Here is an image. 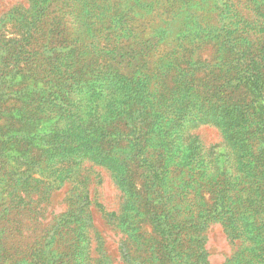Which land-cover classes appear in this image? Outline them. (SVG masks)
<instances>
[{
	"label": "rangeland",
	"instance_id": "374dc122",
	"mask_svg": "<svg viewBox=\"0 0 264 264\" xmlns=\"http://www.w3.org/2000/svg\"><path fill=\"white\" fill-rule=\"evenodd\" d=\"M89 1L93 0H0V98H2L0 101H3L0 104H5V109L9 110L8 113L5 110V114L0 118V133L2 134L0 135V151L7 155V160H0V205L13 194V191L10 194V190L19 186H32L37 191L44 192L51 190L52 194L51 203L44 201L38 206L34 204V201H38V194L33 195L34 197L31 198L33 202H30V205L33 203V206L45 207L46 213L41 216L42 214H38V211L33 213L31 211L33 208L30 207L31 209H28L23 215V218L28 222L26 225L25 223L20 224L21 231L19 232L13 233L17 226L16 223L14 224L10 220V224H5V221L0 220V264H43L41 254L30 263L23 253L31 251V247L44 240L48 233V230L44 228L45 225L59 223L62 218L66 217H61L62 214L71 211V209L74 211L69 213V216L73 221H69L68 225L74 222L71 224V231L75 236L71 245L77 244V251L82 253L83 264H139L142 260L138 259V256L149 257L148 253L135 254V258L126 256L122 250V240L145 242V237H148V240L153 242L156 236L161 237V233H164V237L161 239L170 234L166 226L168 219L166 220L165 215L157 211L160 203L158 197L162 196L159 193L160 190L166 191L167 193L164 194L169 197H174L177 194L179 200L177 197H174L175 201L168 198L170 205L179 211L177 221L187 218L186 214L192 207H195L194 213L204 210L206 207L213 209L214 221L208 225L204 233L206 235L204 243L207 253L206 264H257L256 250L264 248V229L263 227L258 228L259 223L264 224V98L259 101L255 90L261 87L264 89V73L261 72L262 75L251 77L249 72L256 69L253 68L254 64H251L250 70L245 69L242 75L239 74L243 65L250 63L249 59L252 57L251 52L254 51V48L250 50L251 52L244 49V46L235 49L226 63L221 66V70L213 68L209 64L201 72L200 80L185 79L178 75L165 77L168 87H173L176 93L185 96L184 103L179 105L177 112L179 117L183 118L188 108L189 118H204L196 128L193 124L187 123L190 125L186 127L187 124H185L179 129L183 139L190 133L199 138L205 150H210L211 157L216 155L223 157V154H227L225 153V142L233 136H237L243 146L247 145L244 148L241 144L232 145L231 141L227 143L231 147L228 153L229 165L224 169L220 168L218 172L220 176L217 178L219 183H214L212 180L214 177L207 171L208 173L203 172L196 175V177H200V184L202 182L199 191L187 188L178 190L173 187L167 189L168 184L172 183L169 179H164L163 184L158 187L148 181L147 174L143 173L144 171L140 168L139 160L127 159L124 169L128 177L125 178L121 175L122 166L117 165L111 154H95V156L92 155L93 161L87 159L79 168L81 179L85 171L90 174L88 197L92 201L88 208L91 211L92 228L85 230L81 226L85 223V221L80 223V220L84 218L81 213L82 209L84 211L87 209L84 208L85 201L81 197V200H75L78 197H74L75 189L79 186L78 181L74 180L76 175L61 184L57 173L59 172L58 167L63 162H47V158H43L46 155H41L43 151L39 150L40 146L37 147L34 144L36 140L43 142L48 138V135H51L50 132L45 134L41 130L54 126L60 118L59 116L64 114L67 109L63 104L55 103L36 108L39 102H33V99L38 96H49L48 91L53 90L51 86L55 83L49 81L46 86L41 81L36 85L32 83L29 77L39 78L40 75H32L33 71L28 74L29 61L37 57L34 50L29 49L37 48V46L45 48V44L51 46L52 33L61 27L68 31L70 34L68 36L71 38L73 36L82 38V42L75 44L81 45V50L87 53L86 56H83L86 58L84 62H87L89 52L97 50H92L96 45H104L106 49H114L125 54L117 66L121 72H133L135 68L132 65L136 61H141L129 58V55L135 51L141 53L146 49L145 51L150 53V47L153 50L160 46V49L155 52V56L150 57L148 62L151 66H156V61L160 58L159 55L166 52L168 48H172V44L183 43L187 47L196 43L191 39L196 38L195 34L199 31L202 33V37L222 31L219 29H221V10L224 7L220 0H216L215 5L214 1H205L194 3L190 5V8L187 4L181 12L180 4L175 2L172 5L173 12H171V7H168L170 12H162L158 8L157 12L152 14L146 13L144 8L136 5L130 15L122 11V0H96L98 3H94L92 7L88 6ZM188 3L190 4L189 1ZM83 5H86V8ZM177 14L179 15L177 16ZM39 16L42 19L41 24ZM255 22L252 18L248 19L246 25L242 29L234 30L233 34H229V38L219 37L214 40L205 38L204 41L211 45L204 46V51L197 52L196 56L214 60L216 56L224 57L228 51L227 48L231 49V45L235 43L236 37L251 34L257 38ZM262 30L264 32V28ZM261 31H259V36H262ZM56 35L57 33L53 35V39L57 37ZM261 38L264 39L263 36ZM253 41L255 39L252 40V43ZM243 52L248 55L243 56ZM101 53V51L95 52L94 55L98 57ZM55 55L56 53L43 51L37 57V61L39 59L48 61ZM63 57L62 60L66 62L67 59ZM27 58L29 59L27 60ZM162 60L163 58L159 61ZM18 61H21L20 64H17ZM77 61L76 65L83 63L82 58ZM83 65L87 66V64ZM20 67L23 69H19ZM225 70H229L234 76L228 75L229 80L218 76L220 75L219 71ZM113 73L110 70L108 74L103 73L104 80L96 88H92L90 85L86 95L98 96L97 89L104 84L107 85L104 88L105 91L110 93L112 90H108L110 89L108 87L112 84L109 83V75L111 76ZM47 74L49 73L46 72L41 77ZM236 74L241 76L238 88L232 84L236 81ZM118 76L122 77V75ZM151 82L155 84L156 79H152ZM195 82L199 84L198 90L193 88ZM27 84L35 85V87L28 88ZM138 84L139 81L134 78L127 83L123 89L125 100L132 95L133 89ZM178 85H192L193 87H190L192 94L179 89ZM245 87L248 89L244 92ZM155 88H157L156 84ZM218 88L221 92L216 91ZM130 89H132L131 92ZM25 90L27 92H24ZM211 91H214L215 94L212 95ZM196 93H199L200 97H194ZM100 95L102 97V94ZM24 99H28V102ZM190 99L197 100V102ZM23 101L27 104L25 112L27 121L21 120L17 115H12L14 110L9 114L13 107L16 105L20 107ZM128 106H126L127 109ZM127 114L124 119L128 122L129 115ZM243 114H245V120H241ZM66 118L67 123L65 124L68 126L72 123L71 120H74L76 124L82 122L76 117L67 116ZM77 118L79 119V117ZM36 119L41 122L37 124ZM130 126L131 124L125 123L123 127L128 131ZM155 129L159 134L166 133L165 128L157 123ZM131 134H126L131 139V143L129 147H126V153H122L124 158L134 153ZM153 135L154 133L150 134V136ZM160 137L159 135L158 138ZM28 151L31 152V156ZM21 163L30 165L21 168H27L29 179L20 173L18 166ZM71 168L72 173H76L78 167L72 165ZM114 169H116V173ZM191 173L194 175L198 171L193 169ZM203 174L204 176H202ZM220 196H226L228 199L224 202L228 206V210L223 209L222 206L219 210L216 206H211L212 202L216 204L217 197ZM181 198L184 200L181 201ZM21 208H23L22 204ZM104 211L116 212L115 217L105 216ZM1 216L2 214H0ZM31 219H33L32 223ZM227 221L237 227V232L236 230L228 231V228L224 226ZM12 224L16 225L13 230ZM157 224H160L159 228ZM233 235H235V244L232 239ZM100 238L103 246L99 244ZM53 245L59 250H55L48 257H53V264H64V258L68 260L69 257L65 255L67 249L61 246L63 244L60 242H53ZM86 246H89V249H84ZM152 248L154 249V247ZM49 250L50 248L46 250L47 254H49ZM154 251L156 252V250ZM160 252L161 254L164 252L162 246ZM181 257L178 258V255H174L172 258L167 257L166 261L170 262L169 264H181L183 260ZM149 262L153 261L149 260Z\"/></svg>",
	"mask_w": 264,
	"mask_h": 264
},
{
	"label": "trees",
	"instance_id": "16d2710c",
	"mask_svg": "<svg viewBox=\"0 0 264 264\" xmlns=\"http://www.w3.org/2000/svg\"><path fill=\"white\" fill-rule=\"evenodd\" d=\"M205 1H214L213 4H216V0H122V11L131 15L135 10V6L140 5V7L145 9L146 13L155 14V12H157L156 9L158 8H160L162 12H170L168 7H171V12H173L172 5L176 2L180 4V11L182 12L187 4L190 8V5L194 3L197 4ZM220 2L222 6H224L221 10V29H219L222 31L213 33V35L207 34L205 37H202V33L199 31L195 34L196 38L191 39V41L196 43L190 44L187 47L186 45H183V43L172 44V48H168L166 52L159 55L160 58L158 57L159 59L157 60L158 62L156 61V66H151L148 62L150 57L155 56V52L160 49V46H157L153 50L150 47V53H147L145 51L146 49L141 53L135 51V53L129 55V58L133 60L140 59L141 61H136V63L132 65V67L135 68V71L133 72H121L117 66L121 63L120 60H122V57H125V54L119 53L114 49H106L104 45H96L95 49L92 50H97L89 52V58H87V62H84V59L86 58H83V56H86L87 53L81 50V45L79 46L75 44L82 42V38L76 36L71 38L68 36L70 35L68 31H65L64 28L61 29V27L57 28V31L52 33L50 37L51 46L45 44V48H43V46H37V48L29 49L32 51L34 50L37 57L39 54L41 55L43 51L56 53V55L48 61L41 59L37 61V57H34L27 65L28 74L33 71L31 73L32 75H40L39 78L29 77L33 84L36 85L37 82L40 81L44 82L43 84L45 86L49 81L55 83L51 86L53 90L48 91L49 96H38L33 99V102H39L36 108L55 103L63 104L67 109L64 114L59 116L60 118L55 122L54 126L41 130V132L45 134L50 132L49 134L51 135H48V138L43 142L36 140L34 144L37 147L40 146L39 150L43 151L41 155H46V157L43 158H47V162H63V164L61 163L62 167H58L59 172L57 173L61 184L76 175L74 180L78 181L79 186L75 189L74 197H78L75 200H84V208L87 209L85 211L82 209L81 212L84 218L80 220V223L85 221V223L81 225L83 229L87 230L92 228L91 211L88 209L92 201L88 197L90 174L85 171L83 178L81 179L79 168H81L85 160L91 159V161H93L92 155L95 156V154L99 153H106L107 155L111 154V157L115 160L117 165L122 166L121 175L125 178L128 177V174L124 169V166L127 164V159H131L132 161L139 160L141 163L140 168L144 171L143 173L147 174V179L151 184L160 187L163 184L164 179H169L172 183L168 184L169 187H167V189L173 187L176 189L178 188V190H185L187 188L190 190L197 189L199 191L202 182L200 184V177H196V175L208 171L211 173V176L214 177L212 179L214 183H219L217 178L220 176V173L218 174L220 168L224 169L225 166L229 165L228 153L229 148L231 147L229 144L227 145V143L231 141L232 145H242L237 136H233L230 140L225 142V153L227 154H223V157L221 155L218 157L217 155L211 157L209 154L210 150H205L199 138L194 137V135L190 133L183 139L181 130L179 129L187 123L193 124L194 128H196L204 118H189L190 111L188 108L186 109L184 117H179L177 112L179 111L180 103H184L185 96L181 93H176V91L173 90V87H168L166 83L167 79H165L167 75H178L185 79L191 78L194 80H200L202 78L201 72L206 66L210 64L213 68L215 67L221 70V66L226 63L231 53H233L235 49H239L241 46H244V49H247L248 52L252 48H254V51H250L253 58L251 57L249 59L250 63L244 62L245 64L241 68L239 74L242 75L245 69L250 70L249 68L251 64H254V69L256 68L254 71L249 72L251 77L260 75L261 72L264 73V39L261 38L262 36L264 37V32L262 30L264 28V0H220ZM94 3L96 4L98 1H89L88 6L92 7ZM83 7L86 8V5H83ZM79 9L81 10L80 7ZM179 14H177V16ZM38 18L41 24V16ZM250 18L256 21L255 30L258 34L257 38H254L251 34L249 36L236 37L235 43L231 45V49L227 48L228 51L225 53L224 57L219 58L216 56L214 60H206L202 57L196 56L197 52L204 51V46L211 45L204 41L205 38L208 40H214L219 37L229 38V34H233L235 32L234 30L242 29ZM259 31H261L262 36H259ZM55 33H57V37L53 39ZM254 39L255 41L252 43V40ZM99 51L102 53L96 57L94 54ZM246 55L248 54L243 52V56ZM70 56L74 57L69 58ZM62 57L67 59V61L64 62ZM79 58L83 59V63L81 65H76L78 62L77 59ZM162 58L163 60L159 61ZM28 59L29 58H27V60ZM57 60H60V62H57ZM20 62L21 61H18L17 64H20ZM83 64H87V66L85 67ZM19 69L23 68L20 67ZM81 70L85 72H79ZM109 70L114 72L111 76L109 75V83L112 85L108 87L110 88L108 90L112 91L110 93L105 91L104 88L107 85L104 84L97 89L98 96L92 94L90 95L92 97L89 98L90 96L86 95L88 94L86 93L88 87L91 85L92 88H96V86H98L105 78L102 74H108ZM46 72L49 74L41 77ZM219 72L220 75L218 76H221L226 80H229L228 75L234 76L229 70ZM239 74L235 75L236 81L232 82L235 88H238L240 84L241 76ZM117 75H122V77H117ZM133 78L136 81H139V84L133 89V91L130 89L132 95L128 96L125 100V98H123V89ZM152 79H156L155 84L157 88H155V84L151 82ZM35 85L27 84L26 86L28 88L32 86L33 88ZM193 86L178 85L179 89L189 91V94H192L190 92V87L198 90L197 86H199V84L195 82V85ZM247 89L248 88L245 87L244 92ZM216 91L221 92L219 88ZM255 91L256 96L259 98V101H261L264 98V89L261 87L257 88ZM24 92H27V90ZM100 94H102V97ZM211 94L214 95L215 92L211 91ZM194 97H200L199 93H196ZM1 99L2 98H0V100ZM24 100L28 102V99ZM190 100L197 102V100L194 99ZM25 101L22 102L20 107L18 105L12 109L11 107H8L11 109L9 114L14 110L12 115H17L21 120L24 119L27 121V115L25 114L27 104ZM0 103H3V101H0ZM71 104L73 107H71ZM127 105H129L128 109L126 108ZM154 106H156V108H154ZM5 108V104H0V118L5 114ZM6 112L8 113L9 110H6ZM126 113L129 115L128 122L124 119ZM67 116L76 117L77 120L82 122H79L78 124L80 125H78L74 120H71L70 122L72 123L68 126L65 124L67 123ZM77 117H79V119ZM245 119V114H243L241 120ZM35 122L39 124L41 121L36 119ZM125 123L131 124L128 131L123 127ZM156 123L163 126L166 133H157V130L155 129ZM189 125L190 124H187L185 126L187 127ZM17 128L19 129V127ZM128 133H132L131 136L134 145V153L129 154L127 155V158H124L122 157V153H126V147H129L131 143V139L126 136ZM153 133L154 135L150 136V134ZM0 135L2 134L0 133ZM159 135L161 136L160 138H158ZM125 140H127V142H124ZM21 141L23 142V139H21ZM183 142L186 143L184 144ZM243 147L246 148L247 145H244ZM87 148L88 150H86ZM241 150L243 151V149ZM28 152L29 156H31V152ZM49 157L50 159H48ZM6 158L7 155H4L0 151V160H7ZM72 165L78 167L74 174L72 173ZM23 166L29 167L30 165L27 163H21L18 166L21 171L20 173L28 177L27 168L21 169ZM193 169L197 170L198 173L193 175L191 173ZM114 172L116 173V169H114ZM202 176H204V174ZM29 178L30 176L28 179ZM12 191L13 194L0 205V214H2L0 220L5 221V224H10V220L14 224L16 223L17 226L12 224V230L16 226L13 230L14 233L21 231V223H25L26 225L28 222V220L23 218V215L28 209L33 208L31 211L33 213L38 211L37 213L42 214L41 216L46 213L45 207L41 208L36 206L44 201L51 203L52 194L51 190L45 192L37 191V189L32 186H19L13 188L10 190V194ZM159 193H161L160 195L162 196L161 198L158 197L160 203L158 204L159 209L157 211L165 215L164 218L166 220L168 219L166 226L168 227L170 234L166 235L167 237L164 239H161V237H164V233L160 232L161 237L156 236L153 239V242L148 240V237H145V242L138 240L129 241L128 239L125 241L122 240V250L124 254L135 258V254L141 252H143V254L148 253L149 257H144L142 255L138 256V259L142 260L139 264H146L147 262L148 264H169L170 262L166 261L167 257L172 258L174 255H178L179 258V256L181 257L183 254L184 255L181 257L183 259L181 264H206L207 253L204 247L206 235H204V233L208 225L214 221V215L212 214L213 209L206 207V209L194 213L195 207H192L186 214L187 218L177 221L179 211H176L168 202L169 200H174V197H177L179 200L177 194L174 197H169L164 194L167 193L166 191L163 192V190H160ZM34 194H38V201H34L36 206H33V203L30 205V202H33L31 201V198L34 197ZM183 200L184 199L181 198V201ZM226 200H228L226 196L217 197L216 204L212 202L211 206H216L217 210L220 209V206H222L223 209L228 210V206L226 203L224 204ZM21 204L23 208H21ZM73 211L74 209H71V211L62 214L61 217H66L62 218L59 223L44 226V228L48 230L44 240L39 242L38 245L31 247V251L23 253L30 263L41 254L43 264H53V257L51 256L50 258L48 256L54 253L55 250H59L58 247H54L53 242H60L63 244L61 246L67 249L65 255L69 256L68 260H65L64 258V264H83V258L81 257L82 253L77 251V244L71 245V241L75 240L74 233L71 231V224L74 222H71L70 225H68V222L73 221L71 220V216H69V213H73ZM104 212L105 216L109 218H114V215L116 214V212ZM30 222L32 223L33 219H31ZM228 222L229 221L224 223V226L228 228V231L231 232L236 230L237 232V227ZM159 225L160 224H157L158 228ZM262 227L264 229V224L259 223L258 228ZM235 235L232 237L234 244ZM98 241L99 244L103 246L102 239L100 238ZM161 246L164 248L162 254L160 252ZM152 247H154V249ZM49 248V254H47L46 250ZM84 249H89V246H86ZM154 250H156V252ZM256 256L258 259L257 264H264V248L256 250ZM149 260H152L153 262L151 263Z\"/></svg>",
	"mask_w": 264,
	"mask_h": 264
}]
</instances>
